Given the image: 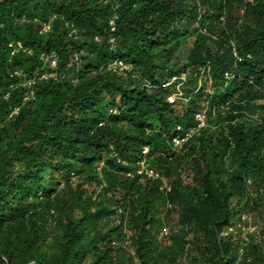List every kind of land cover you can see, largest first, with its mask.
<instances>
[{"label": "trees", "instance_id": "16d2710c", "mask_svg": "<svg viewBox=\"0 0 264 264\" xmlns=\"http://www.w3.org/2000/svg\"><path fill=\"white\" fill-rule=\"evenodd\" d=\"M263 101L264 0H0V264H264Z\"/></svg>", "mask_w": 264, "mask_h": 264}, {"label": "clouds", "instance_id": "9594fccd", "mask_svg": "<svg viewBox=\"0 0 264 264\" xmlns=\"http://www.w3.org/2000/svg\"><path fill=\"white\" fill-rule=\"evenodd\" d=\"M48 28V27H47ZM46 28V29H47ZM113 30V29H112ZM76 31H73L71 35H74ZM97 41H101V39H98ZM51 54V53H50ZM58 57V55H57ZM235 58L237 59V63H242L244 61L243 58L239 57L237 53H235ZM248 59H251V56L249 55L248 56ZM58 62H59V57H58ZM118 62V61H117ZM116 63V62H115ZM115 63H111L108 67L109 70H113L115 71L114 69V65ZM46 64V63H45ZM48 65L50 68L54 69L56 67H52L51 64H46ZM58 66V65H57ZM124 69H125V65H124ZM50 75V74H49ZM53 75V73H52ZM234 77H230V74L227 73L226 74V79H233ZM187 85V73H181V74H178V75H173L171 77H169L165 83L163 84V88L166 89V90H169L170 91V94L167 96V101L168 103L173 106V108L176 110H182V109H185V112L182 116H180L181 118H184L185 114L190 110L191 108V101L189 98H184L182 93H181V88L182 86L186 87ZM171 98H174V101L171 100ZM264 103V101L262 102ZM210 114L211 112L209 110L207 111H204V112H201V113H198L196 114L195 116V124L193 125V127L189 128V129H184L182 126H178L176 128V131H177V136H174V137H182V136H185L188 132H190L191 130H193L195 133L193 134V136L189 139V141L187 143H185L181 148L179 149H175L174 146H173V139L171 141V145L173 147V149L176 150V152H179L181 149H183L187 144H189L190 142L194 141L202 131H206L209 129V120H210ZM213 114V113H212ZM178 115V114H177ZM179 116V115H178ZM202 119V120H199V119ZM202 124V127L200 128L199 126ZM241 124V120L240 119H237L235 122L232 123L233 126H237ZM178 128H181V131L178 130ZM173 137V138H174ZM150 152V149L147 147L144 149V152L143 154L144 155H147L149 154ZM142 165H144L143 167H147L148 164L146 163H142ZM264 186V185H263ZM261 191H263L261 189ZM247 216V215H245ZM244 217V216H243ZM242 217V218H243ZM249 217V216H248ZM251 218V217H250ZM258 226V224H257ZM251 227H254V223L252 222V226ZM253 233V232H251Z\"/></svg>", "mask_w": 264, "mask_h": 264}, {"label": "rangeland", "instance_id": "374dc122", "mask_svg": "<svg viewBox=\"0 0 264 264\" xmlns=\"http://www.w3.org/2000/svg\"><path fill=\"white\" fill-rule=\"evenodd\" d=\"M48 29V28H47ZM192 49V43L189 45V46H184V47H181V49L176 53L175 55V59H174V62L172 64V67L173 69L175 70H179L181 69L185 64H187L188 62V56H189V52L190 50ZM191 81V76L189 74V71L187 72V85L186 87L182 86L181 88V93L183 95V97L186 99L188 98L189 96V93L190 91L194 88L193 86H191L189 83ZM264 103L262 102H254V103H251V104H248L246 105V117L249 121L251 122H256L259 120L260 116L262 114H264ZM185 112V109H182V110H176V113L179 115V116H182ZM213 116V114L211 113L210 114V118ZM195 143H191V147L194 148ZM202 152V149L197 147L196 148V151H195V154H194V157H199L200 156V153ZM96 189V187H95ZM120 215V213H119ZM119 223V222H118ZM258 223V222H257ZM260 224V223H258ZM175 232H177V230H175ZM128 248V247H126ZM133 253V250L130 248L128 253ZM126 261V258L122 256L120 262L124 263ZM179 264H188V260L185 258V259H182Z\"/></svg>", "mask_w": 264, "mask_h": 264}, {"label": "built area", "instance_id": "2783aa9c", "mask_svg": "<svg viewBox=\"0 0 264 264\" xmlns=\"http://www.w3.org/2000/svg\"><path fill=\"white\" fill-rule=\"evenodd\" d=\"M75 33V32H74ZM42 61L45 62L46 64H51L52 67H57L58 65V57L55 53H51L49 55H43L42 56ZM114 69L118 70V71H124V64L121 61H118L115 63L114 65ZM49 77H55V75L50 74L48 75ZM47 76H42V78H46ZM172 101H174V98H171ZM199 120H202L201 118ZM200 128L202 127V124L199 126ZM179 131H181V128H178ZM195 132L193 130H191L190 132H188L185 136L182 137H174L173 138V146L175 149H179L181 148L185 143H187L189 141V139L193 136ZM144 166V165H142ZM139 175H146L149 179H162V175H160L159 173H157L156 171H154L151 168L148 169H143L141 171L138 172ZM167 189V192L171 191V188L169 186H165L164 189ZM171 207V206H170ZM248 218V220L251 222V218L248 216H244L243 217V221H245ZM252 223L250 224V227L248 228V230L250 232H257L255 227H251ZM233 229H231L232 231Z\"/></svg>", "mask_w": 264, "mask_h": 264}]
</instances>
